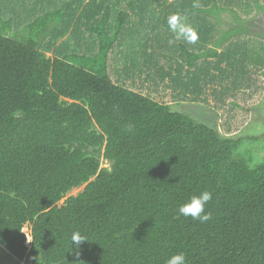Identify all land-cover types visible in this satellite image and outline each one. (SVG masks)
<instances>
[{
	"label": "trees",
	"instance_id": "trees-1",
	"mask_svg": "<svg viewBox=\"0 0 264 264\" xmlns=\"http://www.w3.org/2000/svg\"><path fill=\"white\" fill-rule=\"evenodd\" d=\"M224 1L238 5L143 0V30L147 44H155L143 55L149 60L144 66L159 70L152 62L176 54L161 77L171 76L175 84L188 80L198 96L205 92V78L222 85L212 93L219 100L232 91L223 85L227 79L236 90L252 87L253 75L264 70V42L244 35L220 40L223 48L208 47L218 33L207 11ZM3 4L0 251L6 257L17 264H165L184 252L187 264H264V159L253 166L242 157L243 138L116 84L106 58L117 34L101 32L110 18L93 28L98 55L60 56L59 46L50 56L66 17L52 10L24 25L25 12L18 10L19 28L13 30L14 18L1 16L13 2ZM174 13L189 17L196 43L171 41L167 18ZM123 15L125 21L130 17ZM203 190L213 193L208 221L177 215L179 205ZM77 231L90 239L79 247L71 245Z\"/></svg>",
	"mask_w": 264,
	"mask_h": 264
},
{
	"label": "rangeland",
	"instance_id": "rangeland-1",
	"mask_svg": "<svg viewBox=\"0 0 264 264\" xmlns=\"http://www.w3.org/2000/svg\"><path fill=\"white\" fill-rule=\"evenodd\" d=\"M235 1L238 2V5L236 3L227 4V2L224 1L226 4L224 2H218L215 4L216 7L214 6V9H211L218 33V36L215 39L216 41L211 44L212 46L214 44L217 47H220V45H222L220 40L225 44L227 39L236 40L244 35L253 40L259 38L264 42V0H255L257 3L259 2V9L263 12L262 14H259V10L258 16L255 12L249 10L251 8L252 0ZM247 1H250V5H246ZM110 5H114V3H110ZM133 6L136 7V10H140L138 13L141 15L135 17V14L133 18L130 16L128 17V20L125 21L124 13H119L111 18V20L109 19L110 22L107 26L104 24L102 27L101 32L104 31L107 36L110 34L112 36L117 34V41H115V44L109 49L110 51L106 58L108 74L116 84L138 91L162 103L174 102L177 97L175 96L176 92L174 91V88L171 86L170 81L172 77L162 78L163 76L161 77V75L171 68L170 63H175L178 56L176 54L173 55L171 60H168L164 55L160 58L158 57L157 60H154L155 62L152 63H158L159 70L157 67L144 66L145 63H149V60L144 62L143 55L150 54L153 51L155 44L153 43V40L149 41L147 44L148 32L144 33L143 30V2L140 1L139 3L133 4ZM28 14L29 12H25V15ZM101 21L102 19L99 21V24H101ZM248 29H250L248 34L241 33ZM252 30L257 33L252 34ZM131 34H133V39H131ZM173 34V37L171 36V41L176 38L175 33ZM64 38V36H60L59 41L63 40L62 43L60 45L56 43L52 51L57 49L58 46L65 45L68 47L73 45L76 51V48L80 49V44L86 42L84 43V47L87 48H85V51H82L83 53L99 54L100 48L98 49V41L100 43V39L98 35L86 38L78 43H75L74 41L76 39L74 40L71 36L69 39ZM88 46H93L94 51ZM77 52L79 53V50H77ZM170 53L172 52L170 51ZM180 61L183 60L180 59ZM93 63L98 64L96 61ZM85 65L90 66L91 64L85 63ZM263 72L264 70L261 72L262 74L260 73L258 76L253 75L254 81H251L253 86L250 88H244L247 86L243 87L241 84L242 86H236V88H238L236 90L235 85H232L231 83V79L224 81V87L229 86L228 88H231L232 91L223 96L221 98L222 100H219L212 94L216 87L222 89V85L219 86L218 82H208L206 88H204L205 93L199 96V98H201L200 100L196 101L197 104L201 103L202 107L193 114L197 119L206 121L210 123V125H215L217 122L218 130L226 136H231L234 139L243 138L239 145L238 152L253 166L260 164L264 159V137H262L264 134ZM257 78H259V82H261L259 84L261 86L255 81ZM168 82L169 85L167 84ZM185 107L188 108L189 106L186 105ZM174 108L175 106L173 105V109ZM189 109L193 110L192 108ZM215 113L219 114V120L216 118L218 115L214 116ZM253 136H255L256 139H254ZM103 166H109V162L103 160ZM84 187L85 185H82L71 190L67 196L61 200L60 205H62L69 196L80 193ZM24 231L28 235L27 243L30 245L31 239L29 236L31 226L26 225Z\"/></svg>",
	"mask_w": 264,
	"mask_h": 264
},
{
	"label": "crops",
	"instance_id": "crops-1",
	"mask_svg": "<svg viewBox=\"0 0 264 264\" xmlns=\"http://www.w3.org/2000/svg\"><path fill=\"white\" fill-rule=\"evenodd\" d=\"M3 1L4 0H0L1 7L4 6ZM10 1L13 2L11 10L10 11L7 9H6L7 11L4 10L1 16L5 20L9 19L10 17L14 18V23L12 24L13 30H16L17 28H19L17 24L18 10L19 11L22 10L21 12H29V14L26 15V18H25L26 20H25L24 25L28 24L29 22H32L40 15H44L47 12L52 11V10H57L60 13H62V14H59L60 17L63 15L66 17L67 22L65 20L62 23V25H59L60 27L56 29L57 30L56 32L62 33L61 35L67 39H69V37L71 36V38H73L74 40L75 39L77 40V41L76 40L74 41L75 43L82 42L84 39L89 38V37H95L97 33L94 31L93 28L94 26L98 25L99 20L104 17L110 18L111 20V18L115 17L117 14L124 13V12H128L129 15L132 16V18L134 17L135 14H136L135 17L138 16L139 14L138 12H140V10H136V7L133 6V4L139 3L140 1L143 2V0H10ZM169 1L172 2L175 0H169ZM110 3H114V5H110ZM246 5H250V1L249 2L247 1ZM259 6H260L259 2L257 3L255 0H252V4L250 6L251 8L249 10H251V12H255V14L258 16L259 14L263 13L259 9L260 8ZM259 10H260V13L258 14ZM64 12L65 14H63ZM207 13H209V15L214 18L212 11H207ZM185 20L187 24H190L188 16L186 17ZM24 25L22 24L21 26H24ZM249 32H250V29L246 31H242L241 33L248 34ZM77 33H79V36L75 37ZM255 33L257 32L252 30V34H255ZM59 40L60 39L57 40L58 45H60L63 41V40L61 41ZM178 41H179L178 43L180 44L184 40L183 38H181V39H178ZM84 43L86 42H83V44L80 45V49L76 48V51L73 45L69 47L65 45L63 46V49L59 50V55L65 56L70 52H75L76 54H80V55H89V56L96 55L93 53L91 54L83 53L82 51L83 50L85 51V48H87V47H84ZM88 47L92 48L94 51L93 46H88ZM208 47L212 48L216 46L214 44L212 46L211 43H209ZM99 48L100 46H99V41H98V49ZM218 48H222V47L220 46ZM77 50H79V53L77 52ZM53 52L54 51L50 50L48 51V54L50 56H53L54 55ZM206 52L207 51H205L203 54V59L204 57H207ZM199 74L206 77L204 73L202 74L199 73ZM207 76L209 75L207 74ZM205 80L208 83L209 80H207V78H205ZM170 82H171L172 88H174V91L176 92L175 96L177 97V98L174 97L176 100L174 101L175 103L167 102V104L171 105L172 108L174 105L175 106L174 109L179 111L181 107L188 105L189 106L188 108H192L194 111H198L199 108L202 107L201 106L202 104L201 103L197 104L196 101L200 100L201 98H199V96L203 95L205 92L201 93L198 96L196 93H194L195 92L194 85L191 84L188 80L184 81L183 79H180L179 81H177L176 84L174 81H170ZM215 115H218L216 118L217 120H219L220 119L219 114L215 113L214 116ZM29 238L32 240L31 235L29 236ZM4 253L5 252L0 251V257L2 256L4 258V259L0 258V264H17V263H14V261L9 259L8 257H6ZM21 264H25V263L22 262Z\"/></svg>",
	"mask_w": 264,
	"mask_h": 264
},
{
	"label": "clouds",
	"instance_id": "clouds-1",
	"mask_svg": "<svg viewBox=\"0 0 264 264\" xmlns=\"http://www.w3.org/2000/svg\"><path fill=\"white\" fill-rule=\"evenodd\" d=\"M167 24L169 30L176 34L177 39L183 38L187 43L194 44L199 38L197 30L187 24L185 18L179 13L168 16ZM212 197L213 193L209 190L193 194L186 202L179 205L177 215L191 217L193 220H199L202 223L208 221L211 218V213L206 211V207ZM88 240L90 239L87 235L79 231L73 232L71 235V245L75 243L77 247L80 246L81 242ZM165 264H187L186 254L184 252L175 253L166 260Z\"/></svg>",
	"mask_w": 264,
	"mask_h": 264
},
{
	"label": "flooded vegetation",
	"instance_id": "flooded-vegetation-1",
	"mask_svg": "<svg viewBox=\"0 0 264 264\" xmlns=\"http://www.w3.org/2000/svg\"><path fill=\"white\" fill-rule=\"evenodd\" d=\"M179 111H180V112H183V113L185 112V113L190 114V115H193V114L196 113V111L191 110V109H189V108H186L185 106H184V107H181V108L179 109ZM204 122H206V121H204ZM206 123H208V122H206ZM208 124H210V123H208ZM215 125H217V122L215 123ZM212 126H214V125L212 124Z\"/></svg>",
	"mask_w": 264,
	"mask_h": 264
}]
</instances>
